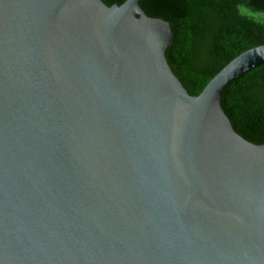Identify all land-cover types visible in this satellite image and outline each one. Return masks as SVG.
Segmentation results:
<instances>
[{
    "label": "water",
    "instance_id": "obj_1",
    "mask_svg": "<svg viewBox=\"0 0 264 264\" xmlns=\"http://www.w3.org/2000/svg\"><path fill=\"white\" fill-rule=\"evenodd\" d=\"M140 0H0V264H264V144L167 58Z\"/></svg>",
    "mask_w": 264,
    "mask_h": 264
},
{
    "label": "trees",
    "instance_id": "obj_2",
    "mask_svg": "<svg viewBox=\"0 0 264 264\" xmlns=\"http://www.w3.org/2000/svg\"><path fill=\"white\" fill-rule=\"evenodd\" d=\"M122 4L126 0H103ZM153 17L172 22L173 42L167 58L174 73L193 95L233 58L264 44V0H140ZM222 106L235 130L244 138L264 144V64L229 83Z\"/></svg>",
    "mask_w": 264,
    "mask_h": 264
},
{
    "label": "rangeland",
    "instance_id": "obj_3",
    "mask_svg": "<svg viewBox=\"0 0 264 264\" xmlns=\"http://www.w3.org/2000/svg\"><path fill=\"white\" fill-rule=\"evenodd\" d=\"M253 15L258 19H264V13L257 12V13H253Z\"/></svg>",
    "mask_w": 264,
    "mask_h": 264
}]
</instances>
